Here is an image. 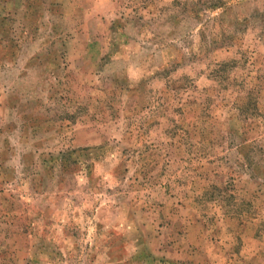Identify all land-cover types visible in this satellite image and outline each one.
<instances>
[{"label":"rangeland","instance_id":"374dc122","mask_svg":"<svg viewBox=\"0 0 264 264\" xmlns=\"http://www.w3.org/2000/svg\"><path fill=\"white\" fill-rule=\"evenodd\" d=\"M0 264H264V0H0Z\"/></svg>","mask_w":264,"mask_h":264},{"label":"trees","instance_id":"16d2710c","mask_svg":"<svg viewBox=\"0 0 264 264\" xmlns=\"http://www.w3.org/2000/svg\"><path fill=\"white\" fill-rule=\"evenodd\" d=\"M11 42H12V40H11ZM12 47H14V46H12Z\"/></svg>","mask_w":264,"mask_h":264}]
</instances>
